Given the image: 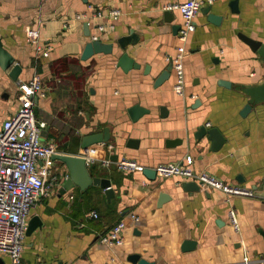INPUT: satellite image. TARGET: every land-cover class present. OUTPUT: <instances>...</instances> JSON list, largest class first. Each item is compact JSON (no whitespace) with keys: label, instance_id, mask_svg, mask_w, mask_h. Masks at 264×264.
<instances>
[{"label":"crops","instance_id":"1","mask_svg":"<svg viewBox=\"0 0 264 264\" xmlns=\"http://www.w3.org/2000/svg\"><path fill=\"white\" fill-rule=\"evenodd\" d=\"M182 1L0 0V42L21 65L16 79L15 63H0V127L20 105L19 81L39 75L43 91L34 98V111L46 122L45 141L55 142L58 153L81 155L85 136L101 132L113 145L95 143L110 165H89L93 176L111 181L109 195L94 184L63 192L67 168L51 160L58 178L31 209L28 225L35 218L41 224L26 231L21 264H134L133 253L154 264H244L245 254L250 264H264V96L255 94L264 85V56L240 36L264 46V0H203L184 44L185 93L178 94L174 67L161 83L157 79L182 45L177 24L183 15L175 6ZM207 6L208 13L202 10ZM94 10L105 16H93ZM112 10H120L118 18L108 15ZM84 12L90 17L81 18ZM210 14L220 16L219 23ZM27 28L39 29L42 42L53 46L50 56L38 54ZM95 35L112 43L113 52L83 59ZM124 36L131 37L125 48L119 42ZM124 53L139 66L124 69ZM136 104L144 110L134 119L129 110ZM203 128H217L221 145ZM122 157L144 167L120 170L116 161ZM170 162L255 194L229 196L201 184L191 190L183 183L192 179L144 172ZM161 192L169 198L159 205ZM121 219L127 222L123 244L102 242L101 234ZM186 240L191 247L184 248ZM9 263L0 254V264Z\"/></svg>","mask_w":264,"mask_h":264},{"label":"built area","instance_id":"2","mask_svg":"<svg viewBox=\"0 0 264 264\" xmlns=\"http://www.w3.org/2000/svg\"><path fill=\"white\" fill-rule=\"evenodd\" d=\"M203 2V0H184L175 5L183 15V23L179 30L182 45L179 46L176 54L169 55L167 59L175 69L174 90L178 94L185 93L184 44L189 34L195 30V17L201 11ZM120 14V10H112L108 13L114 18H118ZM79 16L86 19L90 17V14L84 12ZM93 16L103 17L105 14L94 10ZM98 27L104 30L106 26L99 24ZM26 37L36 44L38 54L50 56L53 46L42 42L39 29L27 28ZM98 38L97 35L93 36V39ZM19 90L20 105L17 111L0 127V254L10 257L9 264H21L31 209L58 178L51 171L52 157L59 152L57 144L43 139L42 131L46 122L37 119L34 111V98L43 91L41 76L35 75L30 80H20ZM99 145L105 148L113 147L105 142ZM99 145L92 144L83 148L81 155L86 158L89 165L99 161L104 165H110L111 158H99ZM116 163L123 171H135L144 167L134 158L122 157ZM156 170L159 176L181 175L201 185L222 190L229 196H253L255 194L253 189L231 185L213 174L206 171H195L180 162L162 163L157 165ZM91 215L98 217L99 214L92 211ZM229 215L234 227L239 229L235 210L230 209ZM133 217L138 219L134 214ZM126 227V220L121 219L101 234V241L109 245L123 244ZM250 262V255L245 254L244 264H250Z\"/></svg>","mask_w":264,"mask_h":264},{"label":"water","instance_id":"3","mask_svg":"<svg viewBox=\"0 0 264 264\" xmlns=\"http://www.w3.org/2000/svg\"><path fill=\"white\" fill-rule=\"evenodd\" d=\"M210 7H206L202 10L208 13ZM170 14V12H168ZM209 19L212 20L215 23H219L220 16H217L216 14H210ZM181 25L177 24V28L180 29ZM85 28L89 29L88 23L85 24ZM89 34V33H88ZM243 40H245L253 50L259 51L264 56V46L263 42L260 40H256L254 38H251L246 35H240ZM131 41L130 36H124L119 39V42L123 48L126 47L127 43ZM95 52H105V53H112L113 52V44L112 43H105L100 38L99 39H93L89 42H87L85 49L82 54L83 59H88L91 55H93ZM0 63L4 68H9L11 65L15 63V58L8 54L7 51L4 50L2 43L0 42ZM119 64L124 69H129L132 67H138L139 64L135 63L134 60L129 57L127 53H124L121 58L119 59ZM173 65L171 64L166 71H164L159 78L157 79V83H161L167 75H169ZM21 70V65L19 63H15L13 66V70L11 72V75L14 78H18L19 71ZM223 84H228V82L224 81ZM255 94H260L261 96H264V85L258 88L255 92ZM35 99L37 101L38 95L35 96ZM251 109V103H248L243 110V114L246 115L247 112ZM143 108L136 104L133 107L130 108V114L134 119L139 117L141 113L143 112ZM208 132L210 137L214 139L215 145L219 146L224 140L223 135L217 128H210L205 129L203 128V133ZM107 136L103 133H93L90 135L85 136L83 140V148L90 146L92 144L98 143V142H105L107 141ZM53 159L61 160L66 168L67 172L66 175V181L63 184L62 191L66 192L67 190L72 189L75 186H80L82 190H85L90 185H100L103 188H105L107 195L113 193V188L111 187V181L107 178H102L98 176H93L91 174V171L89 169V164L87 163V160L82 155H75V154H69V153H56L52 157ZM146 174L149 175L151 178H156L157 170L147 168L144 171ZM200 183L197 181H186L183 183V187L191 190L200 189ZM169 198L168 194L165 192H161L160 198H159V205H161L163 202H165ZM39 221L37 218L30 221V224L28 225L27 232L34 230L37 226H39L41 223H38ZM193 242L191 240H186L184 243V248L191 247ZM129 260L133 262L134 264H154V262L149 261L143 257H141V254L139 253H133L129 256Z\"/></svg>","mask_w":264,"mask_h":264}]
</instances>
